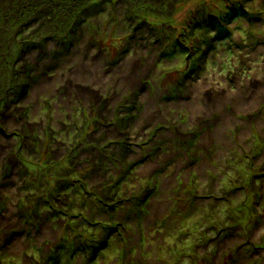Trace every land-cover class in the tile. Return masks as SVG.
Here are the masks:
<instances>
[{"label": "rangeland", "instance_id": "1", "mask_svg": "<svg viewBox=\"0 0 264 264\" xmlns=\"http://www.w3.org/2000/svg\"><path fill=\"white\" fill-rule=\"evenodd\" d=\"M0 264H264V0H0Z\"/></svg>", "mask_w": 264, "mask_h": 264}, {"label": "bare ground", "instance_id": "2", "mask_svg": "<svg viewBox=\"0 0 264 264\" xmlns=\"http://www.w3.org/2000/svg\"><path fill=\"white\" fill-rule=\"evenodd\" d=\"M261 22H262V20H261ZM260 22V23H261ZM257 24V23H256ZM150 163V162H149ZM146 164H148V163H146ZM133 165L134 164H128L127 166V168H125V169H117L118 170V172H117V177H116V179H117V184H119V182L120 181H122L123 179H124V177L126 176V174L130 171V169H133V170H131L130 171V174H132L133 173V171L134 170H137L139 167H135V168H133ZM136 165H137V163H136ZM124 167H126V166H124ZM150 169V165H147V167L145 168V170L146 169ZM143 195V194H142ZM144 196V195H143Z\"/></svg>", "mask_w": 264, "mask_h": 264}, {"label": "trees", "instance_id": "3", "mask_svg": "<svg viewBox=\"0 0 264 264\" xmlns=\"http://www.w3.org/2000/svg\"><path fill=\"white\" fill-rule=\"evenodd\" d=\"M27 8H29V5L27 6Z\"/></svg>", "mask_w": 264, "mask_h": 264}]
</instances>
